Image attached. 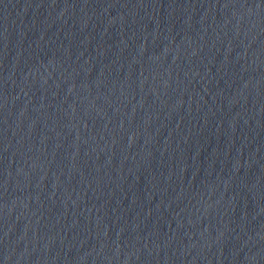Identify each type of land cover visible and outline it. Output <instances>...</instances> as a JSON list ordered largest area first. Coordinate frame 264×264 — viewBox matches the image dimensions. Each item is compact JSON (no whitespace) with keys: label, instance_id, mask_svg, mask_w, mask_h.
<instances>
[{"label":"water","instance_id":"obj_1","mask_svg":"<svg viewBox=\"0 0 264 264\" xmlns=\"http://www.w3.org/2000/svg\"><path fill=\"white\" fill-rule=\"evenodd\" d=\"M0 264H264V0H0Z\"/></svg>","mask_w":264,"mask_h":264}]
</instances>
